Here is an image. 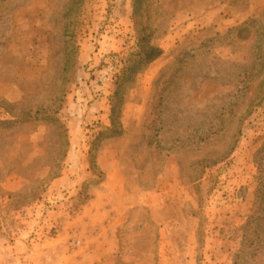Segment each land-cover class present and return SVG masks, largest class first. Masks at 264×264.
<instances>
[{"label":"rangeland","instance_id":"rangeland-1","mask_svg":"<svg viewBox=\"0 0 264 264\" xmlns=\"http://www.w3.org/2000/svg\"><path fill=\"white\" fill-rule=\"evenodd\" d=\"M0 264H264V0H0Z\"/></svg>","mask_w":264,"mask_h":264},{"label":"trees","instance_id":"trees-1","mask_svg":"<svg viewBox=\"0 0 264 264\" xmlns=\"http://www.w3.org/2000/svg\"><path fill=\"white\" fill-rule=\"evenodd\" d=\"M160 55H161L160 49L154 48V47H148V49L141 55V58L143 59V61H145V63H149V62H153L154 60H156L158 57H160ZM115 96H118V91H116ZM111 115H114V109L111 110ZM110 126L112 128L111 129L112 133L116 134L115 128L117 125H116V122L114 121V118L111 119Z\"/></svg>","mask_w":264,"mask_h":264}]
</instances>
